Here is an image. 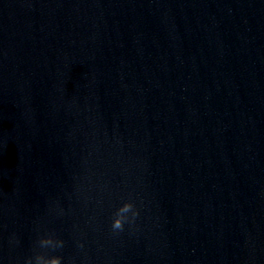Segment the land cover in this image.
Wrapping results in <instances>:
<instances>
[{"label": "water", "instance_id": "water-1", "mask_svg": "<svg viewBox=\"0 0 264 264\" xmlns=\"http://www.w3.org/2000/svg\"><path fill=\"white\" fill-rule=\"evenodd\" d=\"M54 255L264 264V0H0V264Z\"/></svg>", "mask_w": 264, "mask_h": 264}, {"label": "clouds", "instance_id": "clouds-1", "mask_svg": "<svg viewBox=\"0 0 264 264\" xmlns=\"http://www.w3.org/2000/svg\"><path fill=\"white\" fill-rule=\"evenodd\" d=\"M60 214H62V210ZM139 215L140 212L136 203L132 199L124 200L114 208L111 214L110 232L113 235H119L125 230V225H128L130 230L134 229ZM13 241L14 237L10 242ZM37 241L41 247L50 248L51 250L62 249L64 247V241L52 233L39 237ZM76 246L78 249L84 248V244L79 240H77ZM24 264H33V256L25 258ZM36 264H40L39 258L36 259ZM50 264H62V257L54 255L50 258Z\"/></svg>", "mask_w": 264, "mask_h": 264}]
</instances>
